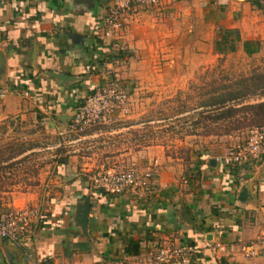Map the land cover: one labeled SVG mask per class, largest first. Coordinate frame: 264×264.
<instances>
[{
	"label": "crops",
	"instance_id": "1",
	"mask_svg": "<svg viewBox=\"0 0 264 264\" xmlns=\"http://www.w3.org/2000/svg\"><path fill=\"white\" fill-rule=\"evenodd\" d=\"M257 3L258 8L248 0H158L154 9L181 21L221 22L235 28L240 40L256 30L264 40V0ZM107 4L0 0V123L37 116L48 131L65 132V120L104 78L105 53L124 43L126 26L142 15L140 8L127 14L119 38L103 48L95 33ZM100 133L65 142L70 149L54 163L46 190L39 179L24 191L3 193L16 198L8 208L40 210L20 243L0 240L5 264H146L154 244L193 247L190 264H262L242 258L238 247L264 231V159L221 167L207 151L198 150L184 163L158 150L147 156V149L142 169L151 168L153 177L144 196H102L88 191V156L72 148ZM129 241L136 243V255L122 253ZM219 242L230 245L225 253L210 248Z\"/></svg>",
	"mask_w": 264,
	"mask_h": 264
},
{
	"label": "rangeland",
	"instance_id": "2",
	"mask_svg": "<svg viewBox=\"0 0 264 264\" xmlns=\"http://www.w3.org/2000/svg\"><path fill=\"white\" fill-rule=\"evenodd\" d=\"M140 9H143L140 10L142 15L125 28L127 39L122 45L116 44L122 59L108 56L104 59L107 66L103 67L101 81L115 74L118 88L125 93V100L116 105L104 122L80 132H67L64 128L65 132L60 135L56 134L60 130L48 131L37 116L0 123L1 158H12L20 148H29L4 163L6 166L0 164V211L11 209L6 205L16 199L3 194L7 191H24L37 185L39 179H43L41 189L46 190L47 184L53 181L54 163L63 159L65 148L70 149L65 142L80 134L101 132L75 142L72 147L77 150L75 154L88 156L85 162L92 165L86 173L89 176L107 167L142 169L147 164V156L157 150L181 158L184 163H189V156H194L198 150L207 151L214 159L230 145L238 144L249 129L257 127L231 129L228 121L212 123L202 119L201 112L206 111L205 116L215 113L209 108L201 109L199 104L221 84L264 72L261 35L252 30L242 36L244 40L260 42L258 50L249 56L239 51V44L231 53L216 54L212 41L217 28H225L223 23L208 19L209 26L208 21L186 20V14L181 21V17L154 8ZM137 13L140 12L136 10L133 15ZM116 50L105 55L111 56ZM261 101L264 95L250 96L235 107ZM88 183L87 180V186ZM21 208L34 209L35 226L36 217L40 216L38 207ZM0 264H5L1 257Z\"/></svg>",
	"mask_w": 264,
	"mask_h": 264
},
{
	"label": "built area",
	"instance_id": "3",
	"mask_svg": "<svg viewBox=\"0 0 264 264\" xmlns=\"http://www.w3.org/2000/svg\"><path fill=\"white\" fill-rule=\"evenodd\" d=\"M158 0H108L107 7L97 27L95 38L105 48L106 44L119 38L125 17L136 8H154ZM24 95H26L24 93ZM125 100V93L118 88L115 74L105 78L87 95L82 103L65 120L68 132H80L89 126L104 122L117 104ZM264 159V125L251 128L242 140L230 145L220 155L214 157L215 164L221 167L240 166ZM153 170L151 168L116 167L101 168L87 176L88 191H96L102 196H118L125 192L141 198L148 190ZM36 219H38L36 217ZM35 221L34 209L15 207L0 211V240L16 245L20 243ZM229 244L213 243L210 248L225 253ZM194 248L187 244L174 246L153 245L147 254L146 264H190ZM238 253L242 258H258L264 264V231L256 237L240 244Z\"/></svg>",
	"mask_w": 264,
	"mask_h": 264
},
{
	"label": "trees",
	"instance_id": "4",
	"mask_svg": "<svg viewBox=\"0 0 264 264\" xmlns=\"http://www.w3.org/2000/svg\"><path fill=\"white\" fill-rule=\"evenodd\" d=\"M248 2L250 5L257 8L259 7L257 0H248ZM216 31L212 41L213 51L216 54L231 53L235 50L237 44H240L241 51L246 56L255 53L259 48L260 42L257 40H240L235 28L219 27ZM106 56H108L109 59H122V52L116 50L111 56L110 54H106ZM211 93L210 97L200 102L199 107L201 109L209 108V110L215 114L212 116H205L208 113L203 110L201 112V115H203L202 119H209L212 123L228 121V123L232 125L231 129L264 124V101L235 107L245 98L255 95H264V72L257 73L247 78H239L231 83L221 84L217 88L212 89ZM28 149L29 148H24L21 150L20 148L16 155ZM15 156H12V158L0 157V164L6 166L4 163L13 159ZM122 253L128 256L136 255V243L132 241L127 242Z\"/></svg>",
	"mask_w": 264,
	"mask_h": 264
}]
</instances>
